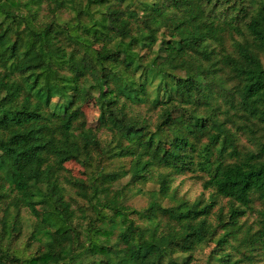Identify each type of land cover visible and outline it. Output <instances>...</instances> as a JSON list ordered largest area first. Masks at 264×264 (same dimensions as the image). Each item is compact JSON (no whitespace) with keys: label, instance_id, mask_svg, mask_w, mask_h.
I'll return each instance as SVG.
<instances>
[{"label":"trees","instance_id":"trees-1","mask_svg":"<svg viewBox=\"0 0 264 264\" xmlns=\"http://www.w3.org/2000/svg\"><path fill=\"white\" fill-rule=\"evenodd\" d=\"M262 53L264 0H0V264H264Z\"/></svg>","mask_w":264,"mask_h":264},{"label":"rangeland","instance_id":"rangeland-1","mask_svg":"<svg viewBox=\"0 0 264 264\" xmlns=\"http://www.w3.org/2000/svg\"><path fill=\"white\" fill-rule=\"evenodd\" d=\"M93 42H94L95 48L98 51V54L101 57H105V58L110 59V60L121 61V56L119 54L115 53L109 47L103 45V43L101 42L100 39L96 38V39H94ZM260 57H261V63L264 66V53H262ZM83 111L85 113V119H86L87 125L95 126L96 115H97L96 109L93 106H91L90 104H88V105L83 106ZM64 166L71 175L76 176V177H82V175L80 173L82 168L77 163H75L73 161H69V162L65 163ZM107 168L108 169L116 168V161L109 163L107 165ZM123 181L124 180H121L115 186L121 185L123 183ZM173 185H177L178 191L180 193H183L186 196L191 197V198L198 195L201 192V187H200L199 183L194 182L193 180H191L187 177L186 178L177 177L174 180ZM148 187H150V184L147 185V188ZM126 205L133 207V208H140V207L145 205V200L140 196H132V197H129V199L126 201ZM21 213L23 216L21 235L18 238V240L12 244L13 247H17V248H21L26 243V236L29 232L30 221H31V217L28 216V214L25 210H22ZM34 246H35V243L31 242L28 250H32ZM198 257L204 258V254L198 255Z\"/></svg>","mask_w":264,"mask_h":264}]
</instances>
